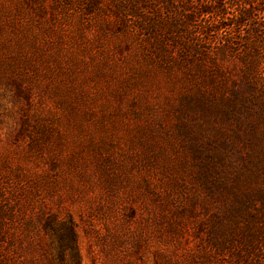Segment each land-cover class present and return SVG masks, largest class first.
<instances>
[{
    "label": "rangeland",
    "instance_id": "1",
    "mask_svg": "<svg viewBox=\"0 0 264 264\" xmlns=\"http://www.w3.org/2000/svg\"><path fill=\"white\" fill-rule=\"evenodd\" d=\"M254 40L264 0H0V264H264Z\"/></svg>",
    "mask_w": 264,
    "mask_h": 264
},
{
    "label": "trees",
    "instance_id": "2",
    "mask_svg": "<svg viewBox=\"0 0 264 264\" xmlns=\"http://www.w3.org/2000/svg\"><path fill=\"white\" fill-rule=\"evenodd\" d=\"M212 4V3H211ZM211 7V5H210V2L209 1H206V5L204 6H202L201 7V9H200V11H198V12H201L202 14L203 13H210V8ZM217 12V11H216ZM218 14H220L219 13V11L217 12ZM240 18V17H239ZM243 19H239L237 22L238 23H242L243 21H242ZM242 21V22H241ZM245 21V20H244ZM254 36H256V34H254ZM254 52H255V60H258V57H259V54H260V52H262V51H264V43H261L260 45L258 44L257 46H256V42H255V40H254ZM261 60V59H260ZM248 64V66H247V68H248V73H249V68H251V65H252V63H247ZM258 64V63H257ZM257 64H254V71L256 70V66H257ZM216 220H219L217 217H214L213 216V219H212V221H213V223H215V221ZM217 222H219V221H217ZM221 246H222V248H223V245L221 244ZM218 257H219V255L217 254L216 255V259L215 260H218ZM223 259V258H222ZM217 264H228L227 263V261H225L224 259L223 260H219V261H217Z\"/></svg>",
    "mask_w": 264,
    "mask_h": 264
}]
</instances>
